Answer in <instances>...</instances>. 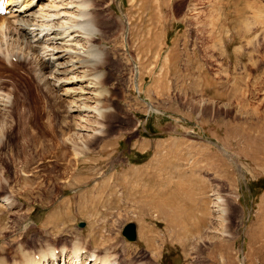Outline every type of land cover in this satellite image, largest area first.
<instances>
[{
	"label": "rangeland",
	"instance_id": "obj_1",
	"mask_svg": "<svg viewBox=\"0 0 264 264\" xmlns=\"http://www.w3.org/2000/svg\"><path fill=\"white\" fill-rule=\"evenodd\" d=\"M84 1L113 110L79 157L62 145L65 160L71 115L54 107L56 130L35 148L34 124L49 114L33 116L13 83L30 65L3 52L15 48L16 15H0L11 94L0 110V260L88 241L119 264H264V0ZM131 221L134 241L122 231Z\"/></svg>",
	"mask_w": 264,
	"mask_h": 264
},
{
	"label": "bare ground",
	"instance_id": "obj_2",
	"mask_svg": "<svg viewBox=\"0 0 264 264\" xmlns=\"http://www.w3.org/2000/svg\"><path fill=\"white\" fill-rule=\"evenodd\" d=\"M44 1L5 0L8 10L15 12L17 31L12 33L13 40L16 41L14 50L3 52H9L11 56L16 55L19 60H25V63L30 65L27 69L22 66L26 70L25 74L20 76L16 73L13 83L15 86L20 83L25 88L24 96L29 101V107L33 109V116H36L40 109L43 113L49 114L47 121L39 120L41 122L37 124V128L33 122L34 129L37 131V133L34 131L35 148L46 146L47 142L44 141L45 136L42 137L44 135L42 131L44 128L46 133L56 130L52 126V117L54 116L55 119V109L62 107L67 115H71L74 131L67 136L63 135L64 138L60 142H64L60 143L58 148L68 145L70 141L73 153L79 157L87 148H90L91 139L99 134L108 133L103 130L105 128L103 120L108 118L113 109L110 107L108 98L110 94L106 86V71L101 69V64L104 63L103 52L99 45L93 43L95 36L93 34L96 32H93L92 18L90 20L88 15L90 13H86L83 9L87 7V2L84 0ZM4 24L2 22L0 27ZM3 80L0 77V110L5 109L6 104L11 101L10 91H5ZM60 119L62 120V117ZM54 125L63 131V121L54 122ZM144 144L148 145V142L145 141ZM59 151L61 152V149ZM66 154L68 155L65 151L60 155L57 153V159L67 158ZM7 198L5 196L3 200ZM149 201L156 207L159 206L158 209L162 213L169 214L172 218L173 213H168L165 204H159L155 199ZM213 201L215 211L219 213V219H222L221 216L225 212L224 200L218 194ZM261 228L262 242L258 250L263 252L264 226ZM46 248H41L44 252L42 260L36 261L34 255L24 254V257L20 256L22 260L15 264H119L117 258L110 255L109 251L106 250L105 254L99 256L96 252L82 250L79 243H75L71 251L62 247L60 255L50 246Z\"/></svg>",
	"mask_w": 264,
	"mask_h": 264
},
{
	"label": "water",
	"instance_id": "obj_3",
	"mask_svg": "<svg viewBox=\"0 0 264 264\" xmlns=\"http://www.w3.org/2000/svg\"><path fill=\"white\" fill-rule=\"evenodd\" d=\"M41 211L44 210V208H40ZM85 222L82 221L81 225H84ZM123 233L126 235V237L129 240H134L137 238L138 235V231H137V223L135 221H131L129 223H127L124 227H123Z\"/></svg>",
	"mask_w": 264,
	"mask_h": 264
}]
</instances>
